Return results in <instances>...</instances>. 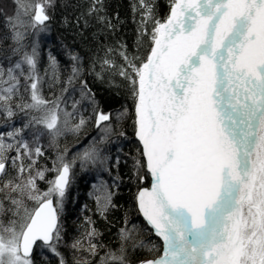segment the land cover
Returning a JSON list of instances; mask_svg holds the SVG:
<instances>
[{"label": "trees", "instance_id": "trees-1", "mask_svg": "<svg viewBox=\"0 0 264 264\" xmlns=\"http://www.w3.org/2000/svg\"><path fill=\"white\" fill-rule=\"evenodd\" d=\"M39 1L0 0V236L51 199L56 227L31 264H139L162 242L138 208V83L176 0H47L38 24Z\"/></svg>", "mask_w": 264, "mask_h": 264}, {"label": "bare ground", "instance_id": "bare-ground-1", "mask_svg": "<svg viewBox=\"0 0 264 264\" xmlns=\"http://www.w3.org/2000/svg\"><path fill=\"white\" fill-rule=\"evenodd\" d=\"M223 1L179 0L158 29L154 51L139 82L137 133L147 158L154 149L163 153L173 145L159 158L155 170L162 208L169 214L177 211L182 230L181 247L166 264H198L194 230L204 226L209 217L206 208L211 203L212 211L213 203L202 177H209L225 163L224 155L214 163L205 161L206 157L242 120L253 128L255 137L264 108V0H240L239 10L237 2L228 4L227 0L225 12L219 10ZM230 19L234 21L231 26L239 30L237 47L227 39ZM199 28L204 34L194 35ZM169 72L173 73L170 87ZM229 194L228 187L222 189L219 210L205 235L206 252L210 262L214 258L213 264L218 257L211 246L214 230L219 232L220 264L240 262L241 205H235L234 199L231 202ZM184 195L190 203L183 201ZM152 202V194L142 191L141 211L166 241L174 229L169 226L167 234L162 228Z\"/></svg>", "mask_w": 264, "mask_h": 264}, {"label": "water", "instance_id": "water-1", "mask_svg": "<svg viewBox=\"0 0 264 264\" xmlns=\"http://www.w3.org/2000/svg\"><path fill=\"white\" fill-rule=\"evenodd\" d=\"M175 3L172 10L176 6ZM235 4V8L239 10V2L240 0H230L228 4ZM227 0L223 1L222 6L223 8H219V10L225 12L228 11L226 8ZM232 7L230 8L232 10ZM171 10V12H172ZM236 11V14H238V11ZM170 12V14H171ZM218 12V11H217ZM231 12V11H229ZM170 16V15H169ZM33 20L34 22L38 24L45 23L48 20V15L44 12L43 6L41 4H37L35 6L34 12H33ZM231 22L234 21H228L226 26H228V29L226 31L227 33V39H229L231 46L237 47V40L239 39V30L231 26ZM164 24V23H163ZM162 24V25H163ZM236 29V30H234ZM198 33L203 35L204 30L198 29V31L195 32L194 35ZM158 33L153 41V45L151 48V51L147 57V60L144 64V70L146 69L150 59L151 54L154 51V47L156 44V40L158 38ZM235 38V39H234ZM233 41V42H232ZM230 45L227 46L229 48ZM263 61H264V51H263ZM170 75L168 76L169 87L171 83V79L173 78V73L169 72ZM140 90V87H139ZM108 120L107 114H97L96 120H95V126H99L101 123L106 122ZM241 125H238L237 128H233L231 133L227 135L225 139H223L220 146L211 152L208 153L205 161H211L212 163L215 162V158L224 155L225 163L224 165H219L213 170L209 177H202V180L205 181L206 186L209 185V193L212 197L213 203H212V211H211V203L207 210H209V217L207 218L204 226L200 228L197 233V239L196 244L199 252V258H198V264H200L201 261H203V264H213L214 258L212 259V262L209 261V256L206 252V242H205V235L209 230L211 229L210 225L215 218L219 206L221 203L220 199V193L223 188L228 187L229 188V195L231 196V202L234 199V204L238 205L239 200L237 199V192L240 188V186H243L245 184V181L247 180L251 168H252V154L254 149V143H255V137H254V130L251 132L250 129H253L251 126L247 125L246 123H243V120L239 122ZM253 134V135H252ZM141 143V142H140ZM142 145V143H141ZM172 143L169 145V147L165 150L163 153H167L170 150H172ZM143 147V145H142ZM228 150V151H227ZM142 152L145 157V165L146 169L148 170L150 182L148 188H143L140 191V194L142 191L147 190L150 194L153 196V205L156 209L157 216L159 217V221L161 223V226L164 230H166L167 234L169 232V226L173 227L174 233L170 234L169 238H166V241H163V247L159 255L148 259L144 261H148L150 264H166L168 261H170L179 251L181 247V236H182V230L180 228L179 224V218L176 216V212L174 211V214L167 213L162 208L161 203V196L159 192V183L157 180V177L155 175V170L157 169L158 160L160 157H162V151L154 149L153 154L150 158H147L145 154L144 147L142 149ZM222 159V160H223ZM1 169V167H0ZM67 182V168L64 166L59 174L56 177V187L58 190L62 191L64 190ZM233 190V191H232ZM183 201H188L190 203V200H187L185 195L183 196ZM225 197H223L224 202ZM197 201L196 199L192 201V203H195ZM182 203V202H181ZM183 204V203H182ZM146 220V219H145ZM219 223L221 222V215L218 218ZM57 223V216L56 211L53 205L52 200H45L37 207V209L34 211V213L31 216V219L27 226L25 227L21 240H20V252L24 256H29L31 254V251L36 244V242H42V243H48L51 240L52 234L55 230ZM148 223V222H147ZM149 224V223H148ZM150 225V224H149ZM151 226V225H150ZM214 230V229H213ZM221 230V225H220ZM156 234V232L154 231ZM211 238V246L212 248H215L217 250V259H215V264H220V251L217 249L216 245L219 244V232L216 233L214 230L212 234L210 235ZM167 243V245H166ZM143 262L140 261L139 264Z\"/></svg>", "mask_w": 264, "mask_h": 264}, {"label": "rangeland", "instance_id": "rangeland-1", "mask_svg": "<svg viewBox=\"0 0 264 264\" xmlns=\"http://www.w3.org/2000/svg\"><path fill=\"white\" fill-rule=\"evenodd\" d=\"M38 4L43 6V10L46 13L45 4H47V0H40ZM143 73L144 68L140 73L139 82ZM137 132L136 109L135 136L140 142ZM141 148L143 149L142 145ZM237 199L240 201L242 214L239 227V240L242 252L239 264H264V108L256 128L252 168L245 184L240 186ZM138 208L143 218L146 219L141 211L139 199ZM146 221L148 222L147 219ZM22 233L19 235L11 234L6 240L0 236V264H31L30 256H24L20 252ZM151 258H146L142 261Z\"/></svg>", "mask_w": 264, "mask_h": 264}]
</instances>
